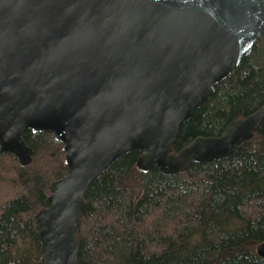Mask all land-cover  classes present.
<instances>
[{
  "label": "water",
  "instance_id": "95a60500",
  "mask_svg": "<svg viewBox=\"0 0 264 264\" xmlns=\"http://www.w3.org/2000/svg\"><path fill=\"white\" fill-rule=\"evenodd\" d=\"M263 35L264 0H0L1 153L26 167L24 133H47L68 165L36 215L42 264H78L84 196L122 156L171 176L254 137L264 106L173 153L180 126ZM256 251L264 259V242Z\"/></svg>",
  "mask_w": 264,
  "mask_h": 264
},
{
  "label": "trees",
  "instance_id": "16d2710c",
  "mask_svg": "<svg viewBox=\"0 0 264 264\" xmlns=\"http://www.w3.org/2000/svg\"><path fill=\"white\" fill-rule=\"evenodd\" d=\"M263 106L264 35L180 126L173 153L220 137ZM23 138L33 151L28 166L0 150V197L14 193L0 209V264H42L36 215L49 207L52 183L68 174L52 135ZM140 156H122L87 190L78 264H264L256 251L264 242V123L228 158L193 162L184 173H143Z\"/></svg>",
  "mask_w": 264,
  "mask_h": 264
},
{
  "label": "rangeland",
  "instance_id": "374dc122",
  "mask_svg": "<svg viewBox=\"0 0 264 264\" xmlns=\"http://www.w3.org/2000/svg\"><path fill=\"white\" fill-rule=\"evenodd\" d=\"M10 185V182H8V186ZM4 188H8L7 186H3ZM0 191H1V186H0ZM2 192H4V191H2ZM1 192V193H2ZM3 194V196H1L0 197V209H1V207H2V205L9 199V198H11L13 195H14V193L12 194V192L9 190V192L8 193H6L5 195H4V193H2Z\"/></svg>",
  "mask_w": 264,
  "mask_h": 264
},
{
  "label": "bare ground",
  "instance_id": "6f19581e",
  "mask_svg": "<svg viewBox=\"0 0 264 264\" xmlns=\"http://www.w3.org/2000/svg\"><path fill=\"white\" fill-rule=\"evenodd\" d=\"M261 244V243H260Z\"/></svg>",
  "mask_w": 264,
  "mask_h": 264
}]
</instances>
